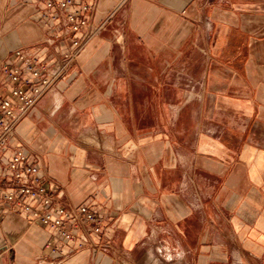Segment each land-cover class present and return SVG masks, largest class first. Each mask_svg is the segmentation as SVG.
I'll list each match as a JSON object with an SVG mask.
<instances>
[{
    "label": "crops",
    "instance_id": "obj_1",
    "mask_svg": "<svg viewBox=\"0 0 264 264\" xmlns=\"http://www.w3.org/2000/svg\"><path fill=\"white\" fill-rule=\"evenodd\" d=\"M45 1L0 0L5 99L16 51L52 63L79 36ZM74 1L94 5L77 61L2 160L30 151L104 234L78 249L0 192L3 264H264V0Z\"/></svg>",
    "mask_w": 264,
    "mask_h": 264
},
{
    "label": "built area",
    "instance_id": "obj_2",
    "mask_svg": "<svg viewBox=\"0 0 264 264\" xmlns=\"http://www.w3.org/2000/svg\"><path fill=\"white\" fill-rule=\"evenodd\" d=\"M74 6V0H46L42 10L45 19L60 21L64 37L79 33L73 38L72 47L59 59L46 63L19 50L15 55L20 65L6 63L3 67V73L12 84L13 99L0 95V192L5 203L18 207L51 228L63 240L84 249L95 248L91 237L104 234L102 219L86 205H64L53 195L42 184L39 168L30 161L31 152L24 147H19L8 163L2 160V155L16 139L20 122L65 80L77 61L87 38L94 5L83 3L79 7Z\"/></svg>",
    "mask_w": 264,
    "mask_h": 264
},
{
    "label": "water",
    "instance_id": "obj_3",
    "mask_svg": "<svg viewBox=\"0 0 264 264\" xmlns=\"http://www.w3.org/2000/svg\"><path fill=\"white\" fill-rule=\"evenodd\" d=\"M0 264H3L2 257L0 256Z\"/></svg>",
    "mask_w": 264,
    "mask_h": 264
}]
</instances>
